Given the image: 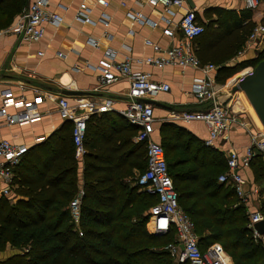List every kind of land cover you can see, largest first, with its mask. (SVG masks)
<instances>
[{
  "label": "trees",
  "instance_id": "obj_1",
  "mask_svg": "<svg viewBox=\"0 0 264 264\" xmlns=\"http://www.w3.org/2000/svg\"><path fill=\"white\" fill-rule=\"evenodd\" d=\"M26 4L7 0L2 13L8 21L0 28L9 27ZM247 12L232 24L221 17L202 23L197 56L204 65L220 67L219 85L264 59L263 49L252 62L225 64L257 26ZM72 130V123H64L44 143L28 148L15 167L13 194L0 197V253L10 241L25 251L0 259V264H176L166 250L175 233L155 235L147 229L157 198L136 186L147 169L146 148L133 143L138 129L122 116L93 114L87 121L84 196L80 222L75 223L70 205L81 190ZM159 142L200 248L219 243L233 264H264V246L248 228L247 207L231 186L218 180L227 170L224 156L176 123H163ZM251 170L255 182L264 180L263 154L253 158ZM260 211L264 215V201Z\"/></svg>",
  "mask_w": 264,
  "mask_h": 264
},
{
  "label": "crops",
  "instance_id": "obj_2",
  "mask_svg": "<svg viewBox=\"0 0 264 264\" xmlns=\"http://www.w3.org/2000/svg\"><path fill=\"white\" fill-rule=\"evenodd\" d=\"M48 1L49 10L61 14L64 17V23L59 27L47 26L42 41L28 43L16 36L0 38V94L8 89L15 96L24 94L29 100L35 96V92L44 97L43 103L38 106L42 114L39 122L32 125L1 128L0 139L11 140L29 149L44 143L66 123L59 117L56 104L58 97L64 96L62 95L63 90L81 93L76 96H64L73 106L80 108L87 103H92L100 107L110 101L112 110L105 113H111L114 119H117L118 115L121 116L119 113L126 109L129 101L128 79L104 85L100 81L101 73L97 70V67L107 63V55L112 54L115 62L120 63L126 58L130 59L134 71L148 74L154 82L169 84V92L160 91L147 98L157 103L154 106L155 140L160 138L163 123H176L204 143L208 137V129L204 123H177L171 117L184 112L205 111L211 107L210 102L198 104L191 94L194 83L204 78L205 73L200 69L179 67L158 69L149 65H140L137 61L150 56L163 55L162 52H157L151 46L146 45V40L159 45L164 51L182 39L179 22L187 9L195 11L201 25L220 17L223 21L232 24V20L238 17L245 18L243 15L248 14L242 0H193L194 9L189 6L187 0L182 8H165L160 4L152 6L149 3L150 0H107V7L97 5L96 0ZM83 1L91 8V12L88 13L91 23H81L75 18ZM6 2L7 0H0V25L8 21L5 18L6 15L2 13ZM136 13H141L157 26L152 27L135 22L129 14ZM102 14L108 16L107 25L101 21ZM251 16L252 21L257 25L262 24L264 0H261L259 8L251 13ZM17 18L18 14L9 21L10 25L14 24ZM166 29L173 31V37L164 34ZM263 49L264 38L254 43L248 38L241 50L225 64L239 65L252 62L257 59L259 52ZM219 69L218 66H212L209 73L218 91V103L231 106L244 126L234 127L229 133V138L218 140L213 149L223 156L230 149L243 154L245 148L251 144L253 137L261 133L263 129L244 94L242 92L231 94L235 85L232 79L234 76L224 86L216 83ZM47 96L49 99H46ZM83 171L82 157L79 159L78 168L81 191H83L84 183ZM243 174L248 182L247 193L251 195L249 204L245 205L247 212L257 210L264 201V180L255 182L251 167ZM255 189L258 193L254 192ZM215 244L224 250L219 243ZM226 255L230 264H233L231 257L227 253Z\"/></svg>",
  "mask_w": 264,
  "mask_h": 264
},
{
  "label": "built area",
  "instance_id": "obj_3",
  "mask_svg": "<svg viewBox=\"0 0 264 264\" xmlns=\"http://www.w3.org/2000/svg\"><path fill=\"white\" fill-rule=\"evenodd\" d=\"M245 8L254 13L260 6L259 0H242ZM97 5L107 7V0H96ZM152 6L158 4L165 8L179 7L185 5V0H150ZM90 6L83 1L76 14V20L81 23H91L88 13ZM130 18L140 24L157 26L141 13L129 14ZM108 16L102 14L101 21L107 25ZM64 23V17L49 10L48 0H33L18 16L16 22L9 27L0 28V38L16 36L23 42L38 43L42 41L46 34V27L51 25L59 27ZM179 29L182 39L171 48L162 50L159 45L146 40L145 43L155 51L162 52L160 57H147L138 60L140 65H149L158 69L166 67H179L181 69H200L205 73L204 78L196 80L191 94L198 104L212 103L211 107L205 111L184 112L174 114L171 119L179 123L202 122L208 129V137L204 141L205 146L215 147L218 140H227L231 130L244 123L239 119L231 106L218 103V91L214 87L213 79L209 73L212 65H204L197 56L196 39L204 32V27L196 17L194 10L187 9L179 22ZM164 34L173 37V31L164 30ZM264 38V25L258 24L251 34L249 41L254 43ZM95 46L96 43L93 42ZM108 60L105 65L97 67L101 73L102 84H112L121 79L129 81V101L126 109L119 114L129 125L138 129L133 138L134 144L144 145L146 148L147 169L139 175L136 186L141 192H146L156 196L157 203L151 208L147 229L155 235H166L175 233V241L170 243L166 250L176 264H230V260L222 248L217 244H212L202 250L199 244V237L195 232V224L191 218L183 211L179 204V197L174 186L173 178L169 171L166 152L159 140H155L156 117L153 105L144 104L140 99H147L160 91L169 92L170 86L166 83H157L151 80L146 73L134 71L130 59L117 63L112 54L107 55ZM255 67L250 65L240 70L236 76L240 77L250 74ZM38 92L32 99H28L24 94L15 96L11 90H4L0 94V130L4 127L32 125L41 120L42 114L38 106L43 103L44 97ZM46 99H49L47 96ZM59 117L63 121L73 124V142L76 147V157L82 158L85 154L83 141L87 128V121L95 113H105L112 110V103L107 101L104 105L96 107L92 103H87L84 107L73 106L67 97L59 96L57 101ZM263 129V128H262ZM28 147L19 145L8 139H0V197L11 195L14 169L19 164L21 158L27 153ZM258 154H264V130L256 137H253L251 144L245 148L241 154L234 149H230L224 154L227 170L219 177V182L231 186L244 205H248L251 195H248L246 187L247 180L243 172L250 169L253 158ZM258 193V190H254ZM84 196L80 191L71 202L70 209L76 224L80 222V205ZM248 228L253 233L256 242L264 246V235L259 236L254 229V225L264 221V215L260 208L248 211Z\"/></svg>",
  "mask_w": 264,
  "mask_h": 264
},
{
  "label": "water",
  "instance_id": "obj_4",
  "mask_svg": "<svg viewBox=\"0 0 264 264\" xmlns=\"http://www.w3.org/2000/svg\"><path fill=\"white\" fill-rule=\"evenodd\" d=\"M187 2L192 9L195 8L193 0H187ZM29 3L30 0H27L26 7L29 5ZM235 80V85L231 90V94L238 92H242L244 94L264 130V59L256 65L252 73L237 77ZM79 94L81 93L75 91H62V95L64 96H76ZM140 102L153 106L157 105L154 100L149 99H140ZM254 229L259 236H263L264 221L255 224Z\"/></svg>",
  "mask_w": 264,
  "mask_h": 264
},
{
  "label": "rangeland",
  "instance_id": "obj_5",
  "mask_svg": "<svg viewBox=\"0 0 264 264\" xmlns=\"http://www.w3.org/2000/svg\"><path fill=\"white\" fill-rule=\"evenodd\" d=\"M260 1V3H261V0H259ZM263 1V0H262ZM236 76H234V78H232L233 80H234V82L236 81L235 78ZM231 80V79H230ZM233 82V81H232ZM233 82V83H234ZM245 99H246V97H245ZM247 101V100H246ZM247 103H249V102H247ZM250 105V104H249ZM4 128H7V127H4ZM3 129V128H2ZM14 199V198H13ZM15 201V199L13 200V202ZM10 242H12V241H10ZM10 242H8L7 244H6V248H5V251L4 252H2V253H0V259H2V260H4V259H6V258H9V257H11V256H13V255H16V254H19V253H23V251H25V250H20V248L18 247V246H14L13 244H11Z\"/></svg>",
  "mask_w": 264,
  "mask_h": 264
}]
</instances>
